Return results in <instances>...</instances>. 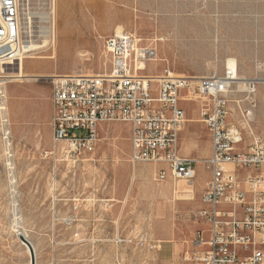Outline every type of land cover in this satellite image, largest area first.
Returning a JSON list of instances; mask_svg holds the SVG:
<instances>
[{
  "label": "rangeland",
  "instance_id": "rangeland-1",
  "mask_svg": "<svg viewBox=\"0 0 264 264\" xmlns=\"http://www.w3.org/2000/svg\"><path fill=\"white\" fill-rule=\"evenodd\" d=\"M30 1L50 8L51 0ZM55 7L62 36L27 53L26 75L0 86V264H30L18 233L34 246L35 264L180 263L203 250L199 233L207 237L197 215L209 177L203 127L195 123L183 134L196 139L200 154L186 153L196 160V176L185 196L177 188L185 181L155 180L157 163L130 162L124 122L101 123L94 151L65 158L49 136L47 86L55 75L107 71L102 41L118 30L154 49L139 72L153 79L222 73L233 59L237 77L256 80L253 107L240 93L230 104L229 120L241 129L237 148H264V0H55ZM39 55L54 59L29 58ZM17 66L4 65L0 76L16 75ZM180 105L186 117H198L197 102Z\"/></svg>",
  "mask_w": 264,
  "mask_h": 264
},
{
  "label": "built area",
  "instance_id": "built-area-1",
  "mask_svg": "<svg viewBox=\"0 0 264 264\" xmlns=\"http://www.w3.org/2000/svg\"><path fill=\"white\" fill-rule=\"evenodd\" d=\"M19 2L0 0V35H7L0 65L32 51L22 44ZM4 23H11L12 31H4ZM102 44L107 71L50 81L52 141L62 144L65 158L74 160L94 151L101 123L124 122L129 126L131 163H157L156 181L189 182L196 176V160L179 153V135L187 121L180 103L197 102L199 121L210 139V155L201 162L209 177L197 213L207 237L199 233L196 247L203 250L177 264H264V148L255 142L247 150L238 149L241 129L229 120L230 104L238 102L234 94L254 106L256 80L235 77L229 68L154 80L139 74L141 64L154 58L152 47L123 30L104 37ZM54 152L55 147L44 154Z\"/></svg>",
  "mask_w": 264,
  "mask_h": 264
},
{
  "label": "bare ground",
  "instance_id": "bare-ground-1",
  "mask_svg": "<svg viewBox=\"0 0 264 264\" xmlns=\"http://www.w3.org/2000/svg\"><path fill=\"white\" fill-rule=\"evenodd\" d=\"M33 1V0H32ZM36 1V0H35ZM41 2V1H40ZM47 2V0H46ZM34 3V2H33ZM44 4V3H43ZM20 14H21V27L23 34V40L22 44L24 43V48L28 50H36L40 47H42L44 44L48 43V41H51L54 43L56 41V38H59L62 36L65 25L64 23L60 22V18L56 17V7H55V0H51L50 8L47 10V7L41 6V3H37L36 6H33L30 0H21V4L19 7ZM36 23V24H35ZM36 26V29L34 27ZM4 31H12V24L11 23H4ZM37 32L39 38L41 39L42 43H39V38L36 40L35 33ZM7 44V35H0V47L5 46ZM53 45V44H52ZM25 58H28L27 56ZM31 59L35 60H51L54 59L52 56H31L29 57ZM19 63H16L15 61L7 62L5 65H14L18 64L16 67V75L14 76H0V86H2L7 79V77H17L22 78L26 74L24 71V58L21 57ZM226 68H229L233 71H235V77H236V71H237V65L233 59H227L226 60ZM142 70L146 68L145 64H141ZM4 64L0 65V73L4 74ZM81 75H95V74H81ZM59 76H77V75H55L50 78L49 81H51L54 77ZM168 77H187L184 75H174L169 72V74L165 75ZM32 77V76H31ZM163 77L162 75L158 78ZM32 79V78H31ZM49 79V78H48ZM154 80H157V78H154ZM2 92V91H0ZM4 107V106H3ZM3 109V108H1ZM4 119V118H3ZM193 183L191 181L186 183H180L178 184L177 188L180 192L184 193L185 196L191 195L193 192ZM191 198V197H190ZM18 233V232H17ZM34 248V246H33Z\"/></svg>",
  "mask_w": 264,
  "mask_h": 264
},
{
  "label": "crops",
  "instance_id": "crops-1",
  "mask_svg": "<svg viewBox=\"0 0 264 264\" xmlns=\"http://www.w3.org/2000/svg\"><path fill=\"white\" fill-rule=\"evenodd\" d=\"M50 93H51V85L50 86L48 85L47 86V96H46L47 108H48V111L50 112L48 119H50V117H51ZM197 116H198V114H197ZM185 117H186V114H185ZM186 120L187 121L184 123V125L182 127V132H180V135H179V145H180L179 153H180V150L182 149V147H184V153L183 154L180 153L181 155L192 158L190 155L186 154L187 151H189L190 154H192L193 152H196L197 157H199L200 154H198L196 139H193V138L186 139V138H184L183 134L186 132L192 133V131L194 129L193 126L195 123H199L201 125V127H203V129L206 131L205 126L203 125V123H201L199 121V117H193V118L186 117ZM194 134L196 135L195 132L193 133V135ZM206 135L208 137L209 149L205 150L204 153L207 154L206 157H208L210 155V139H209V135H208L207 131H206ZM49 136H51V127L49 129ZM205 154H203V155H205ZM205 183H206V181L204 182L202 189L204 188Z\"/></svg>",
  "mask_w": 264,
  "mask_h": 264
},
{
  "label": "water",
  "instance_id": "water-1",
  "mask_svg": "<svg viewBox=\"0 0 264 264\" xmlns=\"http://www.w3.org/2000/svg\"><path fill=\"white\" fill-rule=\"evenodd\" d=\"M18 238L28 249L30 255V264H35V252L32 245L21 233H18Z\"/></svg>",
  "mask_w": 264,
  "mask_h": 264
}]
</instances>
